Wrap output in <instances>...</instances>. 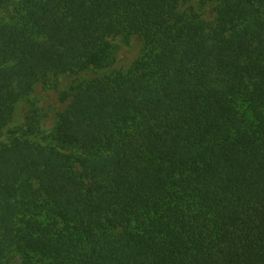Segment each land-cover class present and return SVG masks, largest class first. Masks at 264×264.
Listing matches in <instances>:
<instances>
[{
    "label": "trees",
    "instance_id": "obj_1",
    "mask_svg": "<svg viewBox=\"0 0 264 264\" xmlns=\"http://www.w3.org/2000/svg\"><path fill=\"white\" fill-rule=\"evenodd\" d=\"M193 1L13 0L0 138L40 81L143 47L61 93L50 142L0 143V264H264V0Z\"/></svg>",
    "mask_w": 264,
    "mask_h": 264
},
{
    "label": "rangeland",
    "instance_id": "obj_2",
    "mask_svg": "<svg viewBox=\"0 0 264 264\" xmlns=\"http://www.w3.org/2000/svg\"><path fill=\"white\" fill-rule=\"evenodd\" d=\"M191 4L201 13L204 21L210 26L215 23V1L194 0ZM12 7H14L13 0L0 4V21L8 19L9 15L12 14ZM109 42L114 49L115 57L112 67L103 70L89 68L82 72H70L57 77H49L37 83L32 92L17 104L14 118L1 136L0 143L26 136L32 141L50 142L58 115L67 105V102L61 98L62 92H70L73 86L111 71L126 72L142 52L143 42L138 36H132L128 39L117 36L110 39ZM28 114L34 115L40 125V132L36 135L24 133V123ZM8 264H22V260L17 253L13 252L8 256ZM40 264L44 263L40 262Z\"/></svg>",
    "mask_w": 264,
    "mask_h": 264
}]
</instances>
